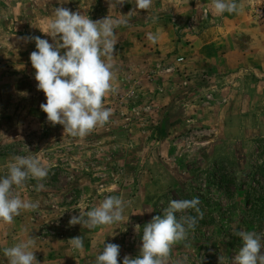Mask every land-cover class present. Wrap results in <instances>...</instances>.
I'll use <instances>...</instances> for the list:
<instances>
[{
  "label": "rangeland",
  "instance_id": "374dc122",
  "mask_svg": "<svg viewBox=\"0 0 264 264\" xmlns=\"http://www.w3.org/2000/svg\"><path fill=\"white\" fill-rule=\"evenodd\" d=\"M237 3L238 14L217 15L212 0H153L148 11L135 0H0V177L17 155L50 166L44 180L14 187L38 208L0 221V264L4 248L29 237L39 264H95L107 243L120 246L123 264L139 255L154 216L193 197L203 218L168 264H219L220 255L233 264L240 230L260 235L264 254V0ZM56 7L127 20L115 30L116 92L104 98L112 115L84 138L47 121L30 61L36 45L21 39L54 43L39 28ZM108 195L126 202L121 222L69 225ZM77 236L82 251L71 247Z\"/></svg>",
  "mask_w": 264,
  "mask_h": 264
},
{
  "label": "clouds",
  "instance_id": "9594fccd",
  "mask_svg": "<svg viewBox=\"0 0 264 264\" xmlns=\"http://www.w3.org/2000/svg\"><path fill=\"white\" fill-rule=\"evenodd\" d=\"M125 0H116L123 4ZM153 0H135L136 10H149ZM215 14L225 12L239 13L237 0H212ZM130 11L127 15L138 13ZM156 17L152 22L156 23ZM124 18L109 16L93 21L85 14L73 12L68 8L56 7L53 16L48 19L42 33L50 36L54 43L36 37H22L25 43L34 40L37 51L30 54L38 90L43 91L46 103L40 105L46 113L47 121L55 126H63L64 135L84 138L96 127H103L112 115L111 108L104 106V98L116 92L114 86V53L117 43L115 30L126 26ZM148 41L156 44L159 33L146 34ZM65 50L61 55V50ZM7 174L0 177V221L11 224L21 211H35L38 202L24 200L15 188H22L29 179L42 181L49 172L34 156H14L7 164ZM43 189L38 183L35 191ZM125 201L116 195H108L97 206L84 215L72 216L69 225L80 224L89 230L121 222ZM198 197L192 199L171 200L163 211V216H154L143 227L142 244L139 255L132 258L125 255L123 264H168L172 248L186 241L190 230H195L198 219L203 218ZM189 210L196 215L187 214ZM177 213H181L177 218ZM234 235L242 239V246L234 257L233 264H264L261 253V236L253 231L240 230ZM71 247L82 251V236L71 238ZM33 238L3 249L8 264H39L32 248ZM120 246L114 243L104 244L103 250L96 256L95 264H118ZM219 264L225 257L219 256Z\"/></svg>",
  "mask_w": 264,
  "mask_h": 264
}]
</instances>
